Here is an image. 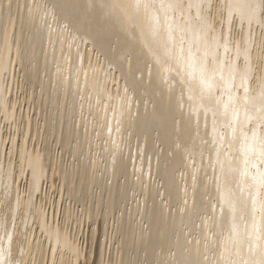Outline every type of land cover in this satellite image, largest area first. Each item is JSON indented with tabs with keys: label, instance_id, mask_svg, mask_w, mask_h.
I'll list each match as a JSON object with an SVG mask.
<instances>
[{
	"label": "bare ground",
	"instance_id": "1",
	"mask_svg": "<svg viewBox=\"0 0 264 264\" xmlns=\"http://www.w3.org/2000/svg\"><path fill=\"white\" fill-rule=\"evenodd\" d=\"M7 5L0 0V51L7 40L0 63V209L10 214L12 243L4 232L0 241L10 249L7 259L215 264L231 217L221 215L215 198L223 177L210 152L211 114L207 128L203 119L198 128L195 118L186 125L187 88L180 99L179 86L170 92L136 71L142 62L124 63L116 43L94 39L91 20L80 21L75 35L83 39L68 56L59 43L49 44L38 17L29 21L41 5L51 8L50 0ZM250 31L255 57L264 25L253 22ZM243 34L249 35L246 24ZM222 122L218 117V129ZM180 140L188 147L182 154L175 150ZM244 221L250 224L247 216L237 219L241 229ZM209 238L218 243L215 251ZM232 258L259 254L245 243Z\"/></svg>",
	"mask_w": 264,
	"mask_h": 264
},
{
	"label": "snow or ice",
	"instance_id": "2",
	"mask_svg": "<svg viewBox=\"0 0 264 264\" xmlns=\"http://www.w3.org/2000/svg\"><path fill=\"white\" fill-rule=\"evenodd\" d=\"M50 2L51 8L41 5L35 16L29 17L30 23L38 17L39 30H46L50 45L59 43L70 56L76 41L83 39L75 35L80 31V21L87 18L95 26L94 39L107 37L116 43L124 63L142 62L143 67L137 66L136 71L146 74L151 82L158 78L170 92L174 84L179 86L180 99L187 88L188 116L181 113L186 125L195 118L198 128L203 119L207 128L211 114L214 147L210 152H215L223 177V183L215 185V198L221 215L231 217L223 251L215 264H264V40L255 45L258 54L253 57L250 31L253 22L264 25V0ZM7 6L11 7V0ZM245 24L249 28L247 38L243 34ZM6 53L7 40L0 51V63ZM170 73H175L173 79H169ZM193 84L199 93L195 98ZM123 101L127 106L126 96ZM177 108L183 105L177 102ZM218 117L223 121L220 129L216 126ZM234 145L238 146L236 159L230 155ZM175 150L179 154L188 151L187 141H178ZM245 216L250 224L244 221L241 229L237 219L244 220ZM9 220L10 214L0 209V232L11 244ZM245 243L250 253L258 252L259 260L232 258L233 249ZM208 245L215 251L218 243L209 238ZM6 253L10 254V249L0 241V264H14Z\"/></svg>",
	"mask_w": 264,
	"mask_h": 264
},
{
	"label": "rangeland",
	"instance_id": "3",
	"mask_svg": "<svg viewBox=\"0 0 264 264\" xmlns=\"http://www.w3.org/2000/svg\"><path fill=\"white\" fill-rule=\"evenodd\" d=\"M55 198H56V196H55ZM51 200H53V198H51Z\"/></svg>",
	"mask_w": 264,
	"mask_h": 264
}]
</instances>
